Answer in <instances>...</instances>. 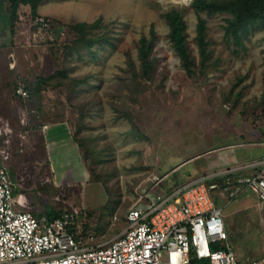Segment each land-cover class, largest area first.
I'll return each mask as SVG.
<instances>
[{"label": "rangeland", "instance_id": "374dc122", "mask_svg": "<svg viewBox=\"0 0 264 264\" xmlns=\"http://www.w3.org/2000/svg\"><path fill=\"white\" fill-rule=\"evenodd\" d=\"M191 3L44 0L46 27L22 7L13 30H1L0 165L28 212L72 216L88 248L119 236L127 211L152 190L264 159V22L248 28L242 50L224 34L229 14L196 15ZM172 8L184 12L191 74L168 39L163 14ZM198 18L210 53L203 68ZM79 23H99L90 35L113 44L69 54ZM151 27L153 71L143 78L136 44ZM19 86L32 89L29 99ZM218 205L237 259L264 264V205L250 193Z\"/></svg>", "mask_w": 264, "mask_h": 264}, {"label": "built area", "instance_id": "2783aa9c", "mask_svg": "<svg viewBox=\"0 0 264 264\" xmlns=\"http://www.w3.org/2000/svg\"><path fill=\"white\" fill-rule=\"evenodd\" d=\"M47 23L37 18L34 25ZM15 93L27 97L20 86ZM159 183L155 177L151 188ZM213 193L227 200L250 193L264 205V159L203 175L169 193L152 190L145 202L127 211L119 236L88 248L72 216L47 220L28 212L21 195L13 196L9 174L0 165V264H258L237 259Z\"/></svg>", "mask_w": 264, "mask_h": 264}, {"label": "trees", "instance_id": "16d2710c", "mask_svg": "<svg viewBox=\"0 0 264 264\" xmlns=\"http://www.w3.org/2000/svg\"><path fill=\"white\" fill-rule=\"evenodd\" d=\"M44 0H0V29L4 32L12 31L14 23L18 20V12L22 7H29L30 15L33 20L39 18L37 14L38 6ZM190 9L196 14L205 13L208 16L216 14H229L230 18L225 19L223 26L224 34L234 44L245 49L242 42V36L247 32L248 28L257 22H264V0H193ZM166 25L168 26V39L170 45L179 58L182 68L191 74L195 68V60L193 59L187 44V25L184 19V12L172 8L163 14ZM99 23L86 24L79 23L72 27V31L76 34V40L70 43L66 50L69 54L72 52L79 53L81 50L90 51L96 45H108L113 43L112 39L105 40L102 36L90 35V31L96 30ZM38 28V27H36ZM157 35L153 27L150 28L148 35H143L136 44L137 57L141 67V76L148 78L153 71L152 53L156 44ZM195 43L197 46L200 67L203 68L209 61L210 53L208 51V41L206 34V22L198 18L196 24ZM60 75L63 77V73ZM85 80L76 81V86L83 84ZM45 84V81L43 82ZM35 87L37 84L33 85ZM27 93V97L31 96L32 89L23 86ZM36 89V90H37ZM39 90V89H38ZM22 97V98H27ZM21 99V98H20ZM176 181V179H175ZM176 183V182H175ZM13 196L17 197L13 189ZM218 199H214L217 206ZM40 219L42 217L47 220L59 218L62 215L52 210L42 215H33ZM191 264H209L207 261L197 262L192 260Z\"/></svg>", "mask_w": 264, "mask_h": 264}, {"label": "crops", "instance_id": "0c3cea01", "mask_svg": "<svg viewBox=\"0 0 264 264\" xmlns=\"http://www.w3.org/2000/svg\"><path fill=\"white\" fill-rule=\"evenodd\" d=\"M3 33L1 32V29H0V39L3 37V35H2ZM10 71H11V69H9ZM70 149V153L72 154V157H75V155H74V149L71 147V148H69ZM241 165H244V164H241ZM236 166H239V165H236V164H234V165H231V166H225V167H223L222 169H226V168H232V167H236ZM222 169H219V170H222ZM219 170H217V171H219ZM199 177H201V176H198L197 178H199ZM197 178H194V179H192V180H190V181H188V182H186V183H182L181 185H184V184H187V183H190V182H192V181H194V180H196ZM179 186H180V184H179ZM179 186H177L176 188H173V189H171V190H168V191H166L164 188H162V190H165L167 193H169V192H171V191H173L174 189H177ZM216 199H218V200H221V199H219L217 196H216ZM229 201V200H228ZM221 208V207H220ZM226 225V224H225ZM226 230H227V233H228V225H226ZM229 232H230V234L228 233V239H229V242H230V244H231V238H232V232H231V230H229ZM231 246H232V244H231Z\"/></svg>", "mask_w": 264, "mask_h": 264}, {"label": "bare ground", "instance_id": "6f19581e", "mask_svg": "<svg viewBox=\"0 0 264 264\" xmlns=\"http://www.w3.org/2000/svg\"><path fill=\"white\" fill-rule=\"evenodd\" d=\"M165 1H167L168 3L173 4V5H180V4H187L191 0H165Z\"/></svg>", "mask_w": 264, "mask_h": 264}, {"label": "water", "instance_id": "95a60500", "mask_svg": "<svg viewBox=\"0 0 264 264\" xmlns=\"http://www.w3.org/2000/svg\"><path fill=\"white\" fill-rule=\"evenodd\" d=\"M193 0L190 1V3L192 2Z\"/></svg>", "mask_w": 264, "mask_h": 264}]
</instances>
